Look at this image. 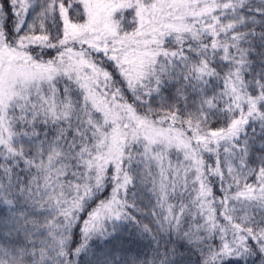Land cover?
<instances>
[{
	"label": "snow or ice",
	"instance_id": "snow-or-ice-1",
	"mask_svg": "<svg viewBox=\"0 0 264 264\" xmlns=\"http://www.w3.org/2000/svg\"><path fill=\"white\" fill-rule=\"evenodd\" d=\"M0 264H264V0H0Z\"/></svg>",
	"mask_w": 264,
	"mask_h": 264
}]
</instances>
